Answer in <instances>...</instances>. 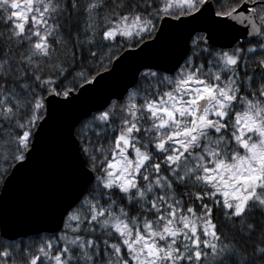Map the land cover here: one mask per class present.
Wrapping results in <instances>:
<instances>
[{
    "label": "snow or ice",
    "instance_id": "obj_1",
    "mask_svg": "<svg viewBox=\"0 0 264 264\" xmlns=\"http://www.w3.org/2000/svg\"><path fill=\"white\" fill-rule=\"evenodd\" d=\"M0 264H264V0H0Z\"/></svg>",
    "mask_w": 264,
    "mask_h": 264
},
{
    "label": "water",
    "instance_id": "obj_2",
    "mask_svg": "<svg viewBox=\"0 0 264 264\" xmlns=\"http://www.w3.org/2000/svg\"><path fill=\"white\" fill-rule=\"evenodd\" d=\"M95 98L90 99L88 102H94ZM46 159V157H45ZM30 190V182H22L20 185H17L10 189V198H9V207L11 208L12 204L14 203L15 199L24 192ZM8 224L9 226H14V217L11 213L8 216Z\"/></svg>",
    "mask_w": 264,
    "mask_h": 264
}]
</instances>
